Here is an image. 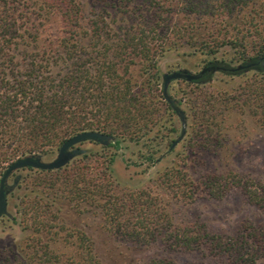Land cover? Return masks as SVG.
<instances>
[{"label":"trees","instance_id":"16d2710c","mask_svg":"<svg viewBox=\"0 0 264 264\" xmlns=\"http://www.w3.org/2000/svg\"><path fill=\"white\" fill-rule=\"evenodd\" d=\"M250 1L0 0V176L18 157L52 154L78 132L98 131L110 138L106 144L90 141L104 152L102 160L93 164L88 150L75 145L73 156L60 167L23 168L29 174L16 175L13 183H7V203L21 188L22 179L29 189L16 205L20 217L9 211L5 215L31 230L27 254L15 255L12 264H102L92 238L82 230L72 233L77 254L70 259L42 241L41 233L50 231V221L61 218L60 211L70 205L99 209L107 230L133 246L159 242L168 250L196 251L222 264H264V222L245 220L230 234L199 220L175 222L169 202L150 188L122 190L112 177V164L124 140L153 138L150 133L165 113L176 115L182 129L181 112L186 123L182 100L170 94L169 85L171 102L165 98L164 73L159 87L156 83L157 59L166 50L208 48L212 53V47L232 43L244 51L241 64L215 59L206 65L227 75L255 71V79L242 94L225 91L205 96L197 107L200 120H193L189 142L203 137L198 145H207L205 137L216 122L209 110L217 103L231 108L248 102L264 128V28L252 16L245 20L246 27L232 33L225 20ZM141 9L150 15L135 21L134 13L139 15ZM178 13L187 17L183 26L171 19ZM202 17L220 18L221 28L199 31L196 20ZM53 21L58 30L46 39L42 32ZM248 64L252 66L244 67ZM213 74L197 81L181 80L200 87ZM203 88L198 89L206 92ZM172 125L169 132L176 131ZM171 142L167 141L169 153ZM160 144L147 145L135 165L156 163L162 154ZM184 165L169 166L160 174V184L176 199L221 198L235 187L264 214V179L231 170L225 174L208 170L195 179ZM148 264L177 263L157 257Z\"/></svg>","mask_w":264,"mask_h":264},{"label":"rangeland","instance_id":"374dc122","mask_svg":"<svg viewBox=\"0 0 264 264\" xmlns=\"http://www.w3.org/2000/svg\"><path fill=\"white\" fill-rule=\"evenodd\" d=\"M137 13L140 14L134 13L135 21L140 22L143 21L145 15L148 17L150 15L146 9H141ZM252 16L255 17L254 21L258 20L260 29L264 28V0H251L247 6L238 9L225 20L230 24V31L236 33L239 28L247 26L244 22L250 20ZM133 19L132 15L130 20ZM171 19L183 26L187 17L178 13ZM220 21V18L206 17L196 20L199 31L212 27L221 28ZM57 30L58 25L56 21H53L52 24L45 26L42 35L47 39ZM212 48V53L208 48H204L202 51L188 47L173 48L163 52L157 59V67L160 71L156 80L157 86L159 87L162 81L163 73L177 69L198 72L209 60H224L233 66L243 62L244 51L239 45L224 42ZM254 79V70H249L243 75H227L215 71L211 81L201 85L206 92H200L198 88L201 86L197 87L181 79L172 81L169 84V92L175 98L182 100L181 107L186 114L183 136L178 139L181 127L177 116L171 114L170 117L165 113L159 119L158 126L155 125L154 131L150 133V135L154 134L153 138H144L139 141L124 140L122 142L124 147L117 152L112 164L114 184H117L122 190L128 191L150 188L152 193L158 194L165 202H169L167 207L175 222L185 223L199 220L210 229L226 234L234 232L245 220L264 222V214L255 205L250 204L235 187L221 198L200 196L194 200L181 201L169 194L160 184V174L167 167L184 165V162L187 163L184 168H187L189 174L195 179H199L208 170L218 174H225L231 170L246 178L264 179V128L259 124V117L254 112V107L251 110L248 102H244L240 106L233 105L231 108L215 104V107L209 110V114H212L216 122L213 124V131L209 130V135L204 136L207 145L199 146L198 140H203V137L197 138L193 132L192 136L196 138H192L191 142L188 140L193 120L200 118L196 115L197 107L203 104L205 96H215L219 92L225 91L240 95L243 93V88H247V84ZM172 124L176 128L175 132H169ZM156 132H158V136H155ZM168 140H172L173 151L171 153L167 152L168 148H166ZM157 142H161L160 159L151 166L146 163L135 165L136 162H141L140 156L145 152V147L147 145L156 146ZM76 146L88 150L91 164L97 158L102 160L104 152L98 145L84 141ZM56 154L57 151H54L52 154L43 155V158L50 161L55 158ZM29 172L27 169L17 171L9 178V184L13 183L16 175L23 178ZM26 183L28 184V181L21 180V188L13 193L8 203V211L16 215L17 218L20 217V214L17 212L16 205L23 195L29 194ZM60 216L61 218L50 221L52 224L50 231L41 233V239L64 259H70L77 254L72 233L82 230L92 238L93 251L102 264H148L150 260L157 257L172 258L177 264H222L220 260L203 257L196 251L168 250L159 242L143 246L125 243L107 230L104 225V217L97 208L70 205L60 211ZM30 233V228H23L22 225L13 222L6 216L2 217L0 219V263L12 264V261H15V255L27 254Z\"/></svg>","mask_w":264,"mask_h":264},{"label":"water","instance_id":"95a60500","mask_svg":"<svg viewBox=\"0 0 264 264\" xmlns=\"http://www.w3.org/2000/svg\"><path fill=\"white\" fill-rule=\"evenodd\" d=\"M262 58L264 59V55ZM250 66H252V64L245 65L244 67H250ZM240 67L241 66H238V68ZM218 70L219 68L210 69L209 66H205L197 73L190 72L186 69L164 73L162 88H163V93L165 95L166 100L171 102V99L169 97V92H168V84L171 80L185 79L188 81H197L204 74L211 75L212 73ZM232 70L233 69H228V71H232ZM179 116L182 122V129H181V134L178 139H180L185 132V120H184L183 114L179 112ZM109 139H110L109 136L105 133H101L98 131H92V130L81 131L67 138L63 142V144L59 147L55 158H53L50 161L44 160L43 156L41 155H35V154L21 156L15 159L14 161H12L5 168L0 178V218L7 212V202H6L7 179L13 172L19 169H22V168H27V167H31L34 169H44V170L58 168L64 163H66V161L69 160L73 156V152L71 148L75 146L76 144L80 142H84V141H94L100 144H106L109 141Z\"/></svg>","mask_w":264,"mask_h":264},{"label":"flooded vegetation","instance_id":"af4514ba","mask_svg":"<svg viewBox=\"0 0 264 264\" xmlns=\"http://www.w3.org/2000/svg\"><path fill=\"white\" fill-rule=\"evenodd\" d=\"M205 66H207V65H205ZM205 66H204V67H205ZM204 67H203V68H204ZM177 70H183V69H177ZM186 70H188V69H186ZM174 71H176V70H174ZM188 71H189V70H188ZM171 72H172V71H171ZM190 72H191V71H190ZM198 72H199V71H198ZM193 73H197V72H193ZM175 80H177V79H175ZM172 81H174V80H171L170 82H172ZM170 82H169V83H170ZM168 85H169V84H168ZM80 143H81V142H80ZM78 144H79V143H78ZM76 145H77V144H76ZM22 169H23V168H22ZM22 169H19V170H22ZM19 170H17V171H19ZM17 171L13 172V173L9 176V178H10L11 176H13ZM9 178L7 179V183H9V182H8ZM6 202H7V197H6ZM7 212H8V203H7ZM7 212H6V213H7ZM6 213H5L2 217H4V216L6 215ZM2 217H1V218H2ZM1 218H0V219H1Z\"/></svg>","mask_w":264,"mask_h":264}]
</instances>
